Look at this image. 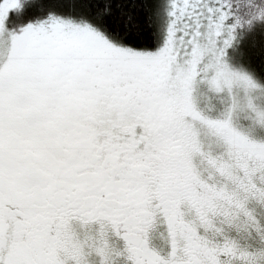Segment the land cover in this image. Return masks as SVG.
Here are the masks:
<instances>
[{
	"label": "snow or ice",
	"instance_id": "snow-or-ice-1",
	"mask_svg": "<svg viewBox=\"0 0 264 264\" xmlns=\"http://www.w3.org/2000/svg\"><path fill=\"white\" fill-rule=\"evenodd\" d=\"M20 6L0 0V264H264V87L222 59L229 0H171L156 51L136 0L17 34Z\"/></svg>",
	"mask_w": 264,
	"mask_h": 264
},
{
	"label": "trees",
	"instance_id": "trees-1",
	"mask_svg": "<svg viewBox=\"0 0 264 264\" xmlns=\"http://www.w3.org/2000/svg\"><path fill=\"white\" fill-rule=\"evenodd\" d=\"M107 0H20L21 6L7 16L9 28L21 31L29 23L46 19L50 14L78 22L90 19L98 4ZM128 23L138 25L149 37V50L162 45L166 30L169 0H136ZM232 15L229 24L240 23L233 30L231 45L225 49L227 63L251 74L264 86V0H229Z\"/></svg>",
	"mask_w": 264,
	"mask_h": 264
},
{
	"label": "rangeland",
	"instance_id": "rangeland-1",
	"mask_svg": "<svg viewBox=\"0 0 264 264\" xmlns=\"http://www.w3.org/2000/svg\"><path fill=\"white\" fill-rule=\"evenodd\" d=\"M170 7H171V0H169V6H168V10H167V18H166V26H165V28H166V30H165V32H164V39H163V42H162V45L160 46V47H162L163 46V44H164V42H165V40H166V38H167V31H168V26H169V23H170V16H169V10H170ZM8 16V15H7ZM5 27H6V29L8 30V31H14V32H16L17 34H19L20 33V31H16V30H13V29H11V28H9V26H8V24H7V18H6V20H5ZM6 35H7V32L5 33ZM158 49V48H157ZM156 49V50H157ZM156 50H153V51H156ZM222 59L224 60V62H226L227 63V61H226V58H225V55L222 57ZM228 64V63H227ZM229 65V64H228ZM230 66V65H229ZM233 70H237V71H242V70H239V69H237V68H235V67H232V66H230ZM243 72H245V71H243ZM247 73V72H246ZM247 74H249V73H247ZM259 85H261L251 74H249ZM262 87H264L263 85H261ZM219 106V105H218ZM243 123L245 124V125H247L248 123H249V121H247V120H245V121H243ZM253 135L255 136V137H257V138H264V129H259V128H257L255 131H254V133H253Z\"/></svg>",
	"mask_w": 264,
	"mask_h": 264
}]
</instances>
